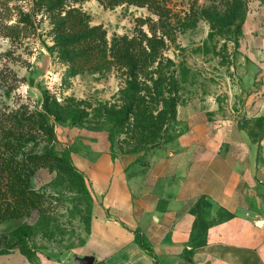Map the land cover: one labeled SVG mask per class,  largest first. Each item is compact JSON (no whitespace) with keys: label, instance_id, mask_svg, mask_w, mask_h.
I'll list each match as a JSON object with an SVG mask.
<instances>
[{"label":"rangeland","instance_id":"rangeland-1","mask_svg":"<svg viewBox=\"0 0 264 264\" xmlns=\"http://www.w3.org/2000/svg\"><path fill=\"white\" fill-rule=\"evenodd\" d=\"M159 3L162 17L154 7L106 8L98 0L68 6L85 13L90 26L101 25L110 47L123 36L152 37L154 30L165 35L166 43L158 49L165 58L164 75H150L146 83L153 88L148 100L155 115L164 109L158 103L164 98L174 112L163 119L125 122L118 114L128 91L122 70L106 65L72 74L60 58L56 16L40 8L39 0H0V74L7 81L0 80V112L43 110L45 93L62 105L50 115L54 138L30 142L27 153L68 150L72 155L107 146L114 154L140 158L168 155L187 150L208 129L213 134L236 119H247L256 139L263 136L264 118L251 119L245 106L249 95L264 90V0ZM22 12L30 15L33 25L13 40L2 26L17 25ZM32 187L43 197V206L0 222V239L13 242L23 236L27 250L1 249L0 260L21 253L38 264L72 261L90 233V184L69 172L42 168L33 176Z\"/></svg>","mask_w":264,"mask_h":264},{"label":"crops","instance_id":"crops-1","mask_svg":"<svg viewBox=\"0 0 264 264\" xmlns=\"http://www.w3.org/2000/svg\"><path fill=\"white\" fill-rule=\"evenodd\" d=\"M247 101L264 118V90ZM246 120L168 155L74 152L94 197L90 233L72 261L39 264H264V133ZM0 264L38 263L18 253Z\"/></svg>","mask_w":264,"mask_h":264},{"label":"trees","instance_id":"trees-1","mask_svg":"<svg viewBox=\"0 0 264 264\" xmlns=\"http://www.w3.org/2000/svg\"><path fill=\"white\" fill-rule=\"evenodd\" d=\"M79 0H39L40 8H46L56 16V36L60 58L70 66L72 74L76 75L90 69L112 66L118 67L127 76L128 91L125 95V105L119 111L123 121L137 122L163 119L174 112L169 106V99H162L163 106L155 115L151 108L152 87L148 82L150 75L163 76L165 58L158 49L165 45V35L159 36L154 30L152 37L147 34L144 38L123 36L116 38L109 46L107 33L100 26H90L88 18L78 8L68 6ZM106 8H116L120 5H135L138 7H154L160 12L159 0H98ZM65 13V15H63ZM162 17V12H160ZM23 24V26H21ZM33 25L29 14L21 13L17 25L4 24L2 29L6 36L13 40ZM145 42H147L145 44ZM109 57L112 59L109 60ZM169 62V60H168ZM155 64H157L155 66ZM154 67L153 70L150 68ZM153 80V77L150 78ZM2 83L6 78L1 76ZM5 84V83H4ZM125 91V90H124ZM143 91L146 94L143 95ZM43 110L24 109L12 112H0V222L7 219L22 218L35 208L43 206V197L32 187V178L42 168H49L59 172H69L79 176L86 182V177L72 165V155L65 150L58 154L46 150L42 154L27 153L25 146L38 139L51 141L54 138V128L50 122V115H56L62 105L55 99L50 101V95L45 93ZM160 109V107H159ZM56 119H61L57 116ZM85 179V180H84ZM25 237L19 236L16 241L9 242L0 239V250L21 248L27 250Z\"/></svg>","mask_w":264,"mask_h":264},{"label":"water","instance_id":"water-1","mask_svg":"<svg viewBox=\"0 0 264 264\" xmlns=\"http://www.w3.org/2000/svg\"><path fill=\"white\" fill-rule=\"evenodd\" d=\"M93 261H94L93 257H83L76 259V263L78 264H93Z\"/></svg>","mask_w":264,"mask_h":264}]
</instances>
